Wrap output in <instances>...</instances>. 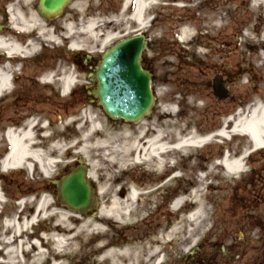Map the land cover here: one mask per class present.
I'll return each mask as SVG.
<instances>
[{
    "label": "rangeland",
    "instance_id": "rangeland-1",
    "mask_svg": "<svg viewBox=\"0 0 264 264\" xmlns=\"http://www.w3.org/2000/svg\"><path fill=\"white\" fill-rule=\"evenodd\" d=\"M148 1H154V4L146 11L145 18L149 22L142 28L150 38L144 63L153 72L151 84L157 102L154 112L140 123L109 120L97 103L83 100L84 96L75 92L78 84L73 88V97L68 98L71 100L69 105L65 106L57 93L62 84L56 80L64 67L62 60L53 52L52 42L44 46L35 33L31 40L36 43L37 51L25 54L27 57L18 64L14 61L9 64L14 89L0 99V158L8 146L4 138L8 125L25 127L31 120L29 116L35 115V120L46 119L50 124L46 130H37L36 134L43 159L48 161L53 155L57 162L49 176L39 167L33 172L18 170L3 175L1 187L8 198L7 203L1 204L4 210L0 212V231L4 218L11 219L18 211L16 200L22 197L26 200L24 211L27 215L35 210L40 198L48 197L57 203L53 206L54 212L71 215L66 224L68 228L77 229L83 225L85 217L54 200L53 189L49 187L51 180L66 174L82 158L94 175L92 179L100 198V208L107 209L109 202L119 197L125 200L131 187L139 189L142 197H138L129 215L126 214L127 223L110 224L100 240L115 241L119 246L138 243L144 257L153 253L150 247L157 246L160 252H156L151 263L161 256L160 264H172L174 259L201 244L197 256L206 257L209 264H264V214L246 213L249 209L248 198L243 200V172L230 175L220 163L226 148L235 157L244 149H251L250 143L242 136H234L232 141H227L228 146L213 143L185 152L172 148L184 135H191L194 130L204 133L215 129L238 109L245 113L254 103L264 101V4L258 1L256 7L254 0ZM73 4L68 8V14L55 21V27L60 29L65 18L73 20L71 44L76 43L77 49L93 54L95 59L100 50L140 29L131 17L135 9L131 0H78ZM39 21L44 23L40 17ZM91 22H96L95 30L88 29ZM183 29L188 31L184 38ZM10 31L5 35L6 39L13 37ZM110 35L115 37L106 39ZM54 40L58 44L64 42L58 35ZM21 41L25 46L29 37ZM5 61L6 57L0 56L1 66ZM76 69L72 71L75 83L93 87L87 72ZM48 75H54L50 86L43 85L39 79V76ZM217 75L223 76L230 89L229 96L223 100L213 93V78ZM159 133L171 146L162 155L165 167L154 165L158 159L153 158L155 162L150 163L142 155V161H137V150L128 148L129 142L136 140L142 144ZM44 134L49 138H44ZM56 143L62 150H52ZM258 159L252 162L254 166L264 164V154ZM161 170L164 176L159 179ZM199 197L207 203L209 211L196 226L189 220L188 213L196 208ZM176 198L181 199L178 210L173 209ZM251 207L264 206L255 203ZM177 223H180L179 227ZM36 226L40 233L53 230L52 233L61 237L60 229L65 224L58 216H52L41 218ZM168 233L171 239L162 241L161 237ZM97 242L87 241L85 236H80V241L72 247L54 242L52 258L46 252L49 258L42 264H51L54 260L63 264H98L102 255L95 252ZM219 243L227 247L236 243L239 255L230 253L231 257L225 260L212 255V247ZM217 247L220 251L219 245ZM21 255L19 252L16 260L29 264ZM109 258L100 264H111Z\"/></svg>",
    "mask_w": 264,
    "mask_h": 264
},
{
    "label": "bare ground",
    "instance_id": "bare-ground-1",
    "mask_svg": "<svg viewBox=\"0 0 264 264\" xmlns=\"http://www.w3.org/2000/svg\"><path fill=\"white\" fill-rule=\"evenodd\" d=\"M25 1V3H19V5L23 6H17L10 10L14 16L11 17L10 20L13 26V31L11 30L13 37L11 39L0 37V44L3 46L6 52V61L3 66L0 65V99L2 98V95L12 92V71L9 68V64H11L12 61L19 63L21 61V56H24L25 54L30 55L32 51H37L36 43L33 41H30L29 45L24 47L21 41L22 38L35 33L40 41L45 44L47 42H55L54 32L50 29H47L49 25L45 23V21L44 23H40L38 13L33 10V7H31L28 0ZM254 1V4L258 3V1L259 3L264 4V0ZM153 4L154 1L150 2L148 0H136V8L131 17L139 24L140 28L144 29V27L148 24V19L145 18V15L146 11ZM255 6L257 7V4H255ZM15 18L18 19V21H16ZM95 24L96 22L90 24L88 29H92ZM187 32V29H183L182 38L187 37ZM65 34L68 37L70 36L67 34V32ZM68 37L66 38L68 39ZM113 37H115V35L106 36V39L111 40ZM53 46L54 45L51 47ZM70 48L76 49L78 48V45L76 43H72ZM74 83L75 79L72 72L67 71L66 75L63 77L62 92L66 95L67 91L72 88ZM229 122V120H226L225 125L215 135H220L219 137L223 138H229L232 136V134L247 136L249 143L254 147L255 150H264V102L252 108V110L246 116H240V118H238L234 124H230ZM11 126L12 125L10 124L8 125V127ZM38 126L39 125L36 121L31 120L29 122V126L26 128H18L17 131L7 128L4 138L9 144L10 149L5 158V162L3 163L4 169L7 170L6 172H9L10 168H12V170H20L24 168L31 170L39 167L44 175H50L51 171L48 165L50 166L52 163H46L43 159V154L40 150L41 144L38 141V136L36 135ZM41 128L46 129V126H42L39 129ZM200 135V131L194 130L191 135L187 134L178 139L177 144L174 145V148L185 152L189 148L202 147V145L208 141V138L201 139ZM45 138L48 139V135H45ZM209 141H211V138ZM128 148H134L137 150V161H142L140 155H142L144 160L150 163L154 161L153 158L158 159L156 162L154 161V165H157L159 168L165 167L162 161V155L170 150V146H168L162 140L160 133L153 138L146 140L142 144H140L138 141L136 142V140L130 141ZM52 150H62V148L58 143H56L52 146ZM82 150H85V148ZM249 152L250 149H245L243 155L235 157H232L231 154H226L225 152L220 163L226 167L230 175L241 174L243 172L242 158ZM251 153L252 152H250V154ZM244 170H246V168ZM160 172L158 178L162 179L164 172H162V170ZM89 176L91 178L94 176L91 171H89ZM174 176L176 177V175ZM162 186L163 183L160 184V188ZM194 193H196V191ZM138 197H141V195H139L137 189L131 187L125 200H121L122 197H119L120 200L117 198L111 200L107 209H105V207L100 208L98 215L94 217L83 218V225L79 226L77 229L74 227L68 228L66 225L67 221L71 218L70 214L65 212L59 213V211L54 212L53 206H55L57 203L53 202L48 197H42L37 204L36 210H34L30 215H27L24 210H21L18 216L15 215L11 219L4 220L2 224L3 230L0 231V244H2V247L0 248V264H21L22 262L16 260L19 258V252L20 255L22 254V257L24 256L26 259H28L29 264H42L45 259L46 261L48 260V255H50L52 258L53 255L51 245L54 242L59 243V245L65 243L66 246L72 247L73 245L77 244V241H80V236H85L87 241H98L96 243L95 252L102 255V259L98 264L104 263L108 257H110L109 259L112 260L111 264H119V262L122 264H127L126 260L131 262V264L132 260H135V264H158L161 261V256L157 257L154 260V263L150 262L152 257L155 256L156 252L158 251L156 248L157 246L150 247L152 248L150 251H153V253L145 256V258L141 248L137 247L139 246L138 243H135L134 245L129 244L119 246L115 241L99 239V237L107 233L110 224L120 226L122 223H127V215H129L131 207L134 202H136ZM196 201L197 206L192 212L189 220L195 222L197 226L198 221L205 218V214H207L209 209L207 207V203L203 202L200 197L197 198ZM180 203V198L175 199L173 202V208L178 210L180 208ZM142 206H144V204H142ZM142 209L144 210V208ZM52 216H58L61 223L65 224V226L60 229L63 234L61 237H57L56 232L52 233L53 230L50 233H40L36 230L39 229L36 224L41 218L44 217L48 219ZM179 224L180 223H177V227H179ZM47 226L49 227L50 225ZM177 227H175L176 231L178 230ZM70 232L73 234H70ZM161 238L162 241H166L167 239H171V236L168 233L164 234ZM65 240H68V242ZM46 246L48 248L47 250L45 249ZM51 264L63 263L54 260L51 262Z\"/></svg>",
    "mask_w": 264,
    "mask_h": 264
},
{
    "label": "water",
    "instance_id": "water-1",
    "mask_svg": "<svg viewBox=\"0 0 264 264\" xmlns=\"http://www.w3.org/2000/svg\"><path fill=\"white\" fill-rule=\"evenodd\" d=\"M71 1L39 0L37 7L42 17L54 18ZM147 46L144 34L124 37L101 53L100 63L90 73L97 86L89 93L98 99L108 118L138 123L151 114L156 101L151 88L152 72L142 67V54ZM214 84L215 95L226 98L225 82L217 77ZM54 184L59 201L70 209L85 216L97 210L96 189L82 159L67 174L54 180Z\"/></svg>",
    "mask_w": 264,
    "mask_h": 264
},
{
    "label": "flooded vegetation",
    "instance_id": "flooded-vegetation-1",
    "mask_svg": "<svg viewBox=\"0 0 264 264\" xmlns=\"http://www.w3.org/2000/svg\"><path fill=\"white\" fill-rule=\"evenodd\" d=\"M20 2H26L25 0H0V37L5 38V35L9 32L10 26H9V19H10V10L13 9L14 7L17 6H23V5H19ZM31 5V7H34L35 2L28 1ZM71 7V6H70ZM69 8V7H68ZM68 8L65 10V13L63 15L68 14ZM64 17V16H63ZM61 17V18H63ZM60 19V18H59ZM66 19V18H65ZM65 19L64 22L62 23L60 29H58L59 27H56V29H58L60 31V34L62 32H64V24H65ZM58 20V19H56ZM48 21L49 23H53L55 24V21ZM2 45L0 44V56L3 55L2 51H1ZM66 49V50H65ZM65 49L63 47H61L59 50H53V52L55 53L56 57L60 58L62 60V64L65 67H62V70H60L59 74L60 76H56L57 78H61L63 73L69 69L71 66H73L74 64L76 65V67L80 70H84V71H89L91 70L96 64H97V60L98 58L96 57V59L94 57H89V56H85V54L83 53H74V52H69L67 51V48L65 47ZM65 52H67L68 54H66ZM64 55H68L67 57H65ZM94 86V83L92 84ZM46 86H50L49 84H47ZM88 88L86 86H79L77 88V90L75 92L78 91V93L82 94L84 96L83 100H91V97L88 94ZM73 91H71L68 95H63L61 92H57L60 96L61 99L64 100V105L67 106V104L69 105L70 101L68 98H72L74 93ZM56 93V94H57ZM57 94V95H58ZM64 106V107H65ZM264 154V150H260L257 152H253L251 155L248 156V166L246 169V172L244 173L243 176V189H244V193H243V200H246L248 198V209L249 211H246V213L248 214H264V207L263 208H252L251 205L258 203L264 206V164H259L257 166L253 165V161L257 162L259 159L258 157ZM263 161V160H261ZM50 188L53 189L52 193H55V188H53L52 186H49ZM249 195V196H246ZM246 207V206H245ZM159 209V208H157ZM217 246L212 247V255L214 256H221L222 259H228L230 258V252L233 249L237 250V247L239 245H237L236 243L231 244L227 247V254L222 255V252H219L217 250ZM240 251V250H239ZM220 254V255H219ZM209 258V257H207ZM176 261V264H185V259L183 258L180 259V257L176 258L173 260L172 264H174V262ZM190 263H202V264H209L210 260L206 259V257H202V258H198L195 257L193 259H190ZM215 264H221V263H215Z\"/></svg>",
    "mask_w": 264,
    "mask_h": 264
}]
</instances>
